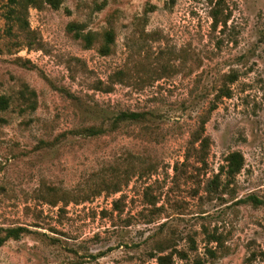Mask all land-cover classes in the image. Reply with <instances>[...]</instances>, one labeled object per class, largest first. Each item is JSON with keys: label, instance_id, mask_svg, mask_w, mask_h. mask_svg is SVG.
Segmentation results:
<instances>
[{"label": "rangeland", "instance_id": "1", "mask_svg": "<svg viewBox=\"0 0 264 264\" xmlns=\"http://www.w3.org/2000/svg\"><path fill=\"white\" fill-rule=\"evenodd\" d=\"M71 23L96 35L91 49ZM1 96L0 236L27 232L0 264H264V0H63L20 14L0 0ZM124 112L148 115L73 134ZM203 124L201 162L190 142ZM233 152L245 162L229 178ZM101 179L121 191L95 195Z\"/></svg>", "mask_w": 264, "mask_h": 264}, {"label": "trees", "instance_id": "2", "mask_svg": "<svg viewBox=\"0 0 264 264\" xmlns=\"http://www.w3.org/2000/svg\"><path fill=\"white\" fill-rule=\"evenodd\" d=\"M63 0H8V5L10 7V12H15L20 14L24 12L27 8L33 7L41 9L45 4L49 5L54 10H59ZM218 15V14H217ZM216 22L218 23V19ZM226 24V22H224ZM68 31L73 34V36L78 40H83L85 42V47L91 49L96 42V35L92 32L83 33L84 28L82 25L77 23H71L68 25ZM115 37L112 31L106 32L104 36V45L100 48V53L103 55H108L111 51V45L114 43ZM234 79H231L232 82ZM232 93L228 89L221 97H231ZM9 107V99L5 96L0 97V110H6ZM146 113H137V112H124L118 115L113 121L112 125L108 128L104 126H89L82 128L81 130H76L73 132L74 135L84 136L86 138L99 137L105 134H110L118 130L120 124L122 123H138L147 119ZM192 149L196 152L198 158L201 162L205 161L207 156V151L210 148V138L205 135L204 124L201 126L200 130L195 132L193 139L190 142ZM196 145L198 147L196 148ZM190 149L187 152V157L189 156ZM244 156L240 152L231 153L226 160V166L223 168L224 174L233 178L238 175L244 167ZM134 167H129L125 170L124 174H129L130 171H133ZM115 176L117 173L114 171L112 174ZM112 178V179H114ZM96 191L95 195H100L102 191H107L108 189H113L114 192H120L118 183L112 180L101 179L98 182H95L91 188ZM88 198H84V201H88ZM27 232L26 228H9L4 230V235L0 236V247L4 246L9 240H19ZM157 260V264H173L171 255H161L156 254L153 256Z\"/></svg>", "mask_w": 264, "mask_h": 264}]
</instances>
